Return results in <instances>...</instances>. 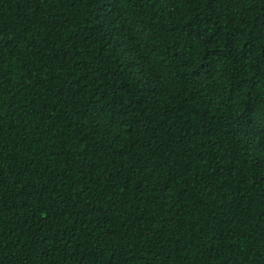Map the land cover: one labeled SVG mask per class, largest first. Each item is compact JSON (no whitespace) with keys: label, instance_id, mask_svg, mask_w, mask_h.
Segmentation results:
<instances>
[{"label":"trees","instance_id":"obj_1","mask_svg":"<svg viewBox=\"0 0 264 264\" xmlns=\"http://www.w3.org/2000/svg\"><path fill=\"white\" fill-rule=\"evenodd\" d=\"M0 264H264V0H0Z\"/></svg>","mask_w":264,"mask_h":264}]
</instances>
